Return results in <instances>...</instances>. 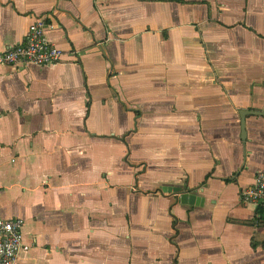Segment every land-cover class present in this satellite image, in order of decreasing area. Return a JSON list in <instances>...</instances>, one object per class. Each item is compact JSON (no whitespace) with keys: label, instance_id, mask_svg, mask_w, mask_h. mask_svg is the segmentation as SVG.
Here are the masks:
<instances>
[{"label":"crops","instance_id":"obj_1","mask_svg":"<svg viewBox=\"0 0 264 264\" xmlns=\"http://www.w3.org/2000/svg\"><path fill=\"white\" fill-rule=\"evenodd\" d=\"M38 19L63 61L0 66L19 263L264 264V0H0V51Z\"/></svg>","mask_w":264,"mask_h":264},{"label":"built area","instance_id":"obj_2","mask_svg":"<svg viewBox=\"0 0 264 264\" xmlns=\"http://www.w3.org/2000/svg\"><path fill=\"white\" fill-rule=\"evenodd\" d=\"M48 25L38 19L28 30L25 40L0 51L1 67H20L34 64L39 67H53L63 61L64 53L49 39ZM241 201L245 205L264 208V172H259L254 184L241 191ZM22 219L0 217V264H20V251H28L25 245Z\"/></svg>","mask_w":264,"mask_h":264},{"label":"water","instance_id":"obj_3","mask_svg":"<svg viewBox=\"0 0 264 264\" xmlns=\"http://www.w3.org/2000/svg\"><path fill=\"white\" fill-rule=\"evenodd\" d=\"M186 200H187V196H184L183 197V202H186Z\"/></svg>","mask_w":264,"mask_h":264}]
</instances>
